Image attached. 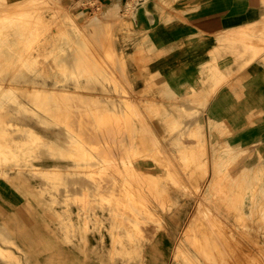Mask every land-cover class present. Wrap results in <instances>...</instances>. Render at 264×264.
<instances>
[{
    "label": "rangeland",
    "instance_id": "1",
    "mask_svg": "<svg viewBox=\"0 0 264 264\" xmlns=\"http://www.w3.org/2000/svg\"><path fill=\"white\" fill-rule=\"evenodd\" d=\"M137 2L88 11L77 0H0V176L15 183L27 213L17 217V246L0 248L4 264H128L140 251L144 264H173L178 247L195 252L207 225L220 227L242 253L236 264H264V139L206 142L190 124L196 111L154 103L142 71L144 49H151L137 44L130 21ZM251 30L242 45L251 55L264 52V24ZM131 63L142 72L126 71ZM241 198L251 213L238 219ZM166 209L184 214L177 234L171 238L163 225L144 238L136 220ZM213 210L223 212L221 225ZM113 216L120 219L115 228ZM158 240L167 243L164 258L151 251ZM195 254L181 256V264H207L201 250Z\"/></svg>",
    "mask_w": 264,
    "mask_h": 264
},
{
    "label": "crops",
    "instance_id": "2",
    "mask_svg": "<svg viewBox=\"0 0 264 264\" xmlns=\"http://www.w3.org/2000/svg\"><path fill=\"white\" fill-rule=\"evenodd\" d=\"M5 1L14 5L22 0ZM114 1L77 0L88 11L98 10L92 5L112 9L119 2ZM130 21L137 44L151 49H144L142 71L148 74L145 82L151 83L154 103L196 111L190 124L197 125L206 142L223 144L225 135L234 146L264 139V52L251 55L240 40L242 31L261 29L264 0H138ZM133 66L142 72L139 63L126 71H134ZM22 202L15 183L0 176V248L17 246V217L27 214ZM57 262L64 263L65 257Z\"/></svg>",
    "mask_w": 264,
    "mask_h": 264
},
{
    "label": "bare ground",
    "instance_id": "3",
    "mask_svg": "<svg viewBox=\"0 0 264 264\" xmlns=\"http://www.w3.org/2000/svg\"><path fill=\"white\" fill-rule=\"evenodd\" d=\"M128 5H129V3H128ZM127 5V6H128ZM131 5V4H130ZM146 12V11H145ZM147 15V14H146ZM19 22V21H18ZM256 22V21H255ZM17 24V23H16ZM19 24V23H18ZM257 24V23H256ZM262 24V23H261ZM243 26V25H242ZM246 27H248V26H246ZM246 27H245V25H244V30L246 29ZM20 28V27H19ZM18 28V29H19ZM17 29V30H18ZM29 29V28H28ZM233 30L235 29V28H232ZM238 29V28H237ZM240 29V28H239ZM242 29V30H243ZM27 30V29H26ZM30 30V29H29ZM230 29H228V31H229ZM236 30V29H235ZM241 29H240V31H242ZM249 30V29H248ZM256 30V29H255ZM19 31V30H18ZM232 31V30H231ZM230 31V32H231ZM247 31V30H246ZM250 31H254V30H251L250 29ZM249 31V32H250ZM226 34V33H225ZM233 33H231V36L233 37L234 35H232ZM237 35H238V32L236 33ZM229 35H230V33H229ZM236 36V35H235ZM228 37V36H227ZM232 37H231V39H232ZM238 37V36H237ZM248 37V36H247ZM252 37V36H251ZM235 37H233V40H237L236 38L234 39ZM25 39H26V36H25ZM27 39H29V38H27ZM242 39H246V32L245 31H242V33H241V35H240V40H242ZM252 39V38H251ZM254 39V38H253ZM239 41V40H238ZM228 42V41H227ZM251 42V41H250ZM253 42V41H252ZM255 42V41H254ZM252 43V44H255V45H257V43L255 42V43ZM244 43H246V41L244 42ZM248 43V42H247ZM251 44V43H250ZM251 44V45H252ZM260 44H261V42H260ZM262 45V44H261ZM258 46H259V44H258ZM257 47V46H256ZM255 55H257L256 53H255ZM9 58V57H8ZM10 61V60H9ZM213 67V66H212ZM30 72V71H29ZM33 72V71H32ZM38 73V72H37ZM36 75V74H35ZM26 79V78H25ZM87 85V84H86ZM85 86V85H84ZM89 86H90V83H89ZM80 89V88H79ZM87 92V91H86ZM91 92V91H90ZM76 97V96H75ZM69 98H70V95H69ZM72 98H74V95H73V97ZM67 99V98H66ZM76 99V98H75ZM70 100H72V99H70ZM70 100H68V101H70ZM58 101V100H57ZM65 101V100H64ZM71 102V101H70ZM92 102V101H91ZM91 102H89V103H91ZM57 103V102H56ZM62 103H64L63 101H62ZM68 102H66V103H64V106H66L65 104H67ZM84 103H85V101H84ZM95 103V102H94ZM97 103V102H96ZM79 105H80V103H78ZM83 104V103H82ZM85 104H88V103H85ZM75 105V104H74ZM78 105V106H79ZM84 105V104H83ZM96 105V104H95ZM62 106V105H61ZM88 106H89V104H88ZM92 106V105H91ZM53 107H54V105H53ZM67 107V106H66ZM65 107V108H66ZM57 108V107H56ZM64 107H63V109H65ZM76 108H77V106H76ZM79 109V108H78ZM83 109V106L81 107V109L80 110H82ZM95 109V108H94ZM55 110V109H54ZM58 110V109H57ZM96 110H97V107H96V109L95 110H93V111H95L96 112ZM56 111V110H55ZM62 111V113H63V111L64 110H61ZM66 111V110H65ZM68 111H69V109H68ZM77 111V110H76ZM82 111H84V110H82ZM86 111V110H85ZM84 111V112H85ZM91 111V110H90ZM99 111V110H98ZM102 111H104V109H102ZM71 112V111H70ZM100 112H101V110H100ZM99 112V113H100ZM105 112V111H104ZM65 113H68L67 111L66 112H64V114ZM75 113H77V112H75ZM78 113H79V111H78ZM91 113V112H90ZM93 113V112H92ZM63 114V115H64ZM73 114V113H72ZM97 114V113H96ZM104 113H102V115H103ZM62 115V116H63ZM68 115H69V113H68ZM80 115L81 116H83L82 115V113H81V111H80ZM80 115H78V116H80ZM92 115V114H91ZM101 115V114H100ZM65 116V115H64ZM73 116V115H72ZM80 116V117H81ZM84 116H86V114L84 115ZM98 116V115H97ZM104 116V115H103ZM93 117V116H92ZM102 117V116H101ZM105 117V116H104ZM106 117H108V116H106ZM105 117V118H106ZM70 118V117H69ZM69 118L67 119V120H69ZM83 118V117H82ZM88 118V117H87ZM87 118H86V120H87ZM94 119V118H93ZM104 118L102 117V119H101V122H103L102 120H103ZM89 120V119H88ZM87 120V121H88ZM100 120V119H99ZM94 121H96V120H94ZM59 122V121H58ZM66 122H68V124H69V121H65V124H66ZM72 123V122H71ZM82 123V122H81ZM86 123V122H85ZM76 124V123H75ZM97 124H99V121H98V123ZM108 124V123H107ZM72 125V124H71ZM92 125V124H91ZM69 126V125H68ZM79 126H81V125H79ZM105 126V125H104ZM109 126V125H108ZM112 126V125H111ZM82 127V126H81ZM80 128V127H79ZM78 128V129H79ZM90 128H91V126H90ZM85 129H86V127H85ZM94 129V128H93ZM96 129V128H95ZM113 129V128H112ZM86 130H88V129H86ZM94 132H95V130H94ZM100 132V131H99ZM127 132V131H126ZM90 133H92V132H90ZM89 134V133H88ZM96 134V133H95ZM95 134H93V135H95ZM126 135H128V134H126ZM92 136V135H91ZM95 136H97V135H95ZM102 136V135H101ZM104 136V135H103ZM92 138H94L95 139V137H93L92 136ZM104 138V137H103ZM93 139V140H94ZM128 139V138H127ZM131 139V138H130ZM75 140V139H74ZM79 140H81V139H79ZM108 140V139H107ZM95 141H96V139H95ZM92 142V141H91ZM105 142H106V140H105ZM118 142H119V140H118ZM84 143V142H83ZM88 143V142H87ZM95 143V142H94ZM129 144V143H128ZM106 146V145H105ZM118 146V145H117ZM123 146V145H122ZM108 147V146H107ZM106 147V148H107ZM111 148V147H110ZM75 149V148H74ZM102 149V148H101ZM108 149V148H107ZM112 149V148H111ZM110 149V150H111ZM74 151V150H73ZM75 152H76V150H75ZM104 152H105V150H104ZM78 153V152H77ZM76 153V154H77ZM110 153V152H109ZM116 153V152H115ZM75 154V153H74ZM79 154V153H78ZM105 154H107L106 152H105ZM110 155H111V153H110ZM115 156V155H114ZM127 156V155H126ZM109 158V157H108ZM113 160H114V157L112 158ZM122 160H124V159H122ZM114 161H116V160H114ZM120 161V160H119ZM258 162V161H257ZM116 163V162H115ZM116 167V166H115ZM259 167V166H258ZM108 168H110V167H108ZM104 169V168H103ZM123 169V168H122ZM104 170H107V169H104ZM118 170V169H117ZM124 170V169H123ZM112 171V170H111ZM125 171V170H124ZM109 172V171H108ZM126 172V171H125ZM96 173V172H95ZM121 173V172H120ZM83 175V174H82ZM85 176H86V174H85ZM113 176V175H112ZM118 176V175H117ZM127 176V175H126ZM148 176V175H147ZM136 177V176H135ZM87 178V177H86ZM103 178V177H102ZM127 178H128V176H127ZM88 179V178H87ZM104 179H106V178H104ZM121 179V178H120ZM89 180H91V179H89ZM127 180V179H126ZM94 183L95 182H97L98 181V178H97V181L95 180V178H94ZM107 181V180H106ZM132 181H133V179H132ZM100 182V181H99ZM129 182V181H128ZM127 182V183H128ZM141 182V181H140ZM126 183V182H125ZM95 184H97V183H95ZM111 185H112V183H111ZM113 185H114V183H113ZM182 185V184H181ZM124 186V185H123ZM144 186V185H143ZM157 186V185H156ZM175 186V185H174ZM93 187H95L94 185H93ZM97 187H99V186H97ZM131 187V186H130ZM96 188V187H95ZM118 188V187H117ZM142 189V188H141ZM114 190V189H113ZM130 191V190H129ZM142 191H143V189H142ZM141 191V192H142ZM165 191V190H164ZM186 191V190H185ZM83 192V191H82ZM81 192V193H82ZM98 192H99V189H98ZM116 192V191H115ZM115 192H114V194H115ZM148 192V191H147ZM242 192V191H241ZM108 193V192H107ZM117 193V192H116ZM118 193H120V192H118ZM117 193V194H118ZM161 193V192H160ZM93 194V193H92ZM121 194V193H120ZM135 194V193H134ZM138 194V193H137ZM242 194V193H241ZM119 195V194H118ZM93 196H94V194H93ZM123 196H124V194H123ZM115 198H117V197H115ZM100 199V198H99ZM104 199V198H103ZM134 199H136V198H134ZM193 199V198H192ZM121 200V199H120ZM122 200H124V199H122ZM121 200V201H122ZM130 200V199H129ZM143 200V199H142ZM133 201V200H132ZM144 201V200H143ZM134 202V201H133ZM133 202H132V204H133ZM146 202H147V200H146ZM199 204V203H198ZM201 204V203H200ZM199 204V205H200ZM92 205V204H91ZM99 205V204H98ZM102 205V204H101ZM103 205H105V204H103ZM90 206V205H89ZM100 206V205H99ZM134 206V205H133ZM132 206V207H133ZM160 206V205H159ZM131 207V206H130ZM157 207V206H156ZM115 208H116V206H115ZM117 208H119V206L117 207ZM201 208V207H200ZM219 208H221V207H219ZM264 208V207H263ZM111 209V208H110ZM133 209V208H132ZM163 209V208H162ZM195 209V208H194ZM102 211V210H101ZM111 211V210H110ZM135 211V210H134ZM139 211V210H138ZM197 211H198V209H197ZM238 211H239V213H238V216H237V218L238 217H240L241 215H239V214H241V213H245V214H247V215H250V213H251V203L248 201V200H246V199H242L241 198V200H240V202H239V204H238ZM194 212V211H193ZM207 212V211H206ZM231 212V211H230ZM113 213V212H112ZM139 213V212H138ZM202 213V212H201ZM210 213V212H209ZM114 214H115V212H114ZM124 214V213H123ZM194 214H195V212H194ZM205 214V213H204ZM128 215V214H127ZM184 214L183 213H181V212H172V211H170V210H168V209H166V210H163V211H161V212H159V213H148V214H141V216L136 220V222L137 223H139V225L141 226V229L142 230H144V238H146V239H150L151 238V235L152 234H154V232H155V229H157V228H159V227H162L163 225H167L168 226V229H169V231H170V237L171 238H173L176 234H177V232H178V225L183 221V219H184V216H183ZM209 215V214H208ZM224 214H223V212H220V211H217V210H213V211H211V214L209 215V216H211L213 219H215V221H217V222H215V223H218L219 225H221V221H222V216H223ZM188 216V215H187ZM208 216V217H209ZM231 216V215H230ZM136 217H138V216H136ZM202 217V216H201ZM201 217H200V219H201ZM111 218V217H110ZM130 218V217H129ZM135 218V217H134ZM190 218V217H189ZM204 218V217H203ZM211 218V219H212ZM234 218V217H233ZM196 219H197V217H196ZM239 219V218H238ZM193 220H194V216L190 219V221H189V223H188V226H187V228L184 230V233H183V236L184 237H186L187 236V234H188V232H189V229L193 226ZM197 220H199V218L197 219ZM207 220H210V219H207ZM111 221H112V228H115L116 227V224H117V222H119L120 221V219H118L117 217H112L111 218ZM200 221V220H199ZM203 221H204V219H203ZM202 221V222H203ZM224 221V220H223ZM245 221V220H244ZM86 222V221H85ZM131 222V221H130ZM201 222V221H200ZM217 224V225H218ZM195 225H197V224H195ZM121 227L123 226V225H120ZM213 225H207V226H202V228L200 227V229H201V232H199V233H201L200 235H201V239H200V241L198 242V244L195 246L197 249L195 250V252L194 253H192V252H188V251H186L185 249H183V248H177V250H176V253H175V259H174V263L173 264H181V263H186L187 261L186 260H181V256H185V257H187V256H189L190 258L191 257H193V256H195V257H197L196 256V254L195 253H197V250L199 251V250H201L204 254H205V257H204V262H206L207 264L208 263H212V264H216V263H229V264H236V263H239L240 261H241V258H242V256H241V254L242 253H238L237 251H235V249H234V245L233 244H231V242L229 241V240H227V238H226V236H227V234H226V236H225V234H224V231L223 230H220V227H218V228H216L215 229V227H212ZM120 227V228H121ZM232 227V226H231ZM129 228V227H128ZM134 228V227H133ZM183 228V227H182ZM194 229V228H193ZM199 229V228H198ZM183 230V229H182ZM195 230H196V228H195ZM225 230H226V228H225ZM124 231H125V229H124ZM230 231V230H229ZM121 232V231H120ZM133 232V231H132ZM143 233V232H142ZM232 233V231L229 233V234H231ZM120 234V233H119ZM129 234V233H128ZM126 235V236H129V235ZM235 234V233H234ZM142 235V234H141ZM232 235H233V233H232ZM131 237V236H130ZM132 238V237H131ZM229 238H231V237H229ZM234 238H235V236H234ZM246 238V237H245ZM236 239V238H235ZM234 239V240H235ZM242 240V239H241ZM132 241V240H131ZM138 241V240H137ZM176 241V240H175ZM238 241V240H237ZM179 242V241H178ZM195 243H196V241H194ZM240 243V242H239ZM239 243H238V245H239ZM243 243V242H242ZM250 243V242H249ZM127 244H129V243H126V245ZM132 244V243H131ZM135 245V244H134ZM133 245V246H134ZM241 245V244H240ZM175 246V245H174ZM177 246V245H176ZM244 245H241V247H243ZM240 247V248H241ZM121 248H123V247H121ZM244 248V247H243ZM249 248H250V246H249ZM248 248V249H249ZM154 249H157L158 250V253H159V255H161V257L162 258H164V255H165V253L167 252V250H168V247H167V243L165 242V240H158L156 243H155V245L153 246V247H151V251H153ZM246 249V248H245ZM130 250V249H129ZM115 251V250H114ZM125 251V250H124ZM111 252V251H110ZM130 252V251H129ZM246 252V251H245ZM249 252V251H248ZM114 253V252H113ZM115 254V253H114ZM132 254V253H131ZM130 254V255H131ZM243 256H247V253L245 254V253H243ZM248 257V256H247ZM203 258V257H202ZM200 260L197 258V259H193L192 260V262H199ZM100 264H118V262H116L115 260L114 261H108L107 263H103V262H101ZM128 264H144V260H143V252L142 251H140L139 252V254H138V259L136 260V261H134L133 263L130 261Z\"/></svg>",
    "mask_w": 264,
    "mask_h": 264
},
{
    "label": "built area",
    "instance_id": "4",
    "mask_svg": "<svg viewBox=\"0 0 264 264\" xmlns=\"http://www.w3.org/2000/svg\"><path fill=\"white\" fill-rule=\"evenodd\" d=\"M85 3H86V2H85ZM92 7H94L95 9H98L97 7H95V6H93V5H92Z\"/></svg>",
    "mask_w": 264,
    "mask_h": 264
}]
</instances>
